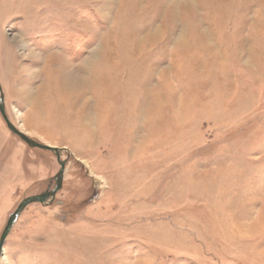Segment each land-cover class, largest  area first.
<instances>
[{
	"label": "rangeland",
	"instance_id": "rangeland-1",
	"mask_svg": "<svg viewBox=\"0 0 264 264\" xmlns=\"http://www.w3.org/2000/svg\"><path fill=\"white\" fill-rule=\"evenodd\" d=\"M1 97L65 169L0 264H264V0H0ZM59 170L0 115V237Z\"/></svg>",
	"mask_w": 264,
	"mask_h": 264
},
{
	"label": "water",
	"instance_id": "water-1",
	"mask_svg": "<svg viewBox=\"0 0 264 264\" xmlns=\"http://www.w3.org/2000/svg\"><path fill=\"white\" fill-rule=\"evenodd\" d=\"M0 115L2 116L4 122L6 123L8 129L15 134L17 137H19L28 147L33 148V149H39V150H43V151H49L51 153L54 154L57 163L60 166V170L58 172V174L55 176V183H56V187L53 191L49 192V193H43L39 196L36 197H30L27 198L26 200H24L19 206L18 208L9 216L7 224L4 228V231L0 237V252L2 250V246L4 244V241L6 239V236L8 235L10 229L12 228L13 224L16 222L19 214L21 213V211L25 208V206H27L28 204L31 203H44L48 198H53L55 196V194L61 189V183H62V179H63V173H64V167H65V162H60V157H59V153L57 151L56 148H52L50 146H45L42 144H39L33 140L28 139L26 136H24L23 134H21L20 132H18L8 121L6 114H5V110H4V105H3V99L2 97L0 98Z\"/></svg>",
	"mask_w": 264,
	"mask_h": 264
},
{
	"label": "bare ground",
	"instance_id": "bare-ground-1",
	"mask_svg": "<svg viewBox=\"0 0 264 264\" xmlns=\"http://www.w3.org/2000/svg\"><path fill=\"white\" fill-rule=\"evenodd\" d=\"M35 50V49H34Z\"/></svg>",
	"mask_w": 264,
	"mask_h": 264
}]
</instances>
